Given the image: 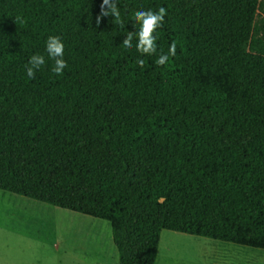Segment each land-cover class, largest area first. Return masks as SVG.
Returning <instances> with one entry per match:
<instances>
[{
	"label": "trees",
	"instance_id": "16d2710c",
	"mask_svg": "<svg viewBox=\"0 0 264 264\" xmlns=\"http://www.w3.org/2000/svg\"><path fill=\"white\" fill-rule=\"evenodd\" d=\"M101 3L0 0V190L108 222L119 264H155L162 231L264 251V3L119 0L122 24ZM160 7L157 52L125 50Z\"/></svg>",
	"mask_w": 264,
	"mask_h": 264
},
{
	"label": "crops",
	"instance_id": "0c3cea01",
	"mask_svg": "<svg viewBox=\"0 0 264 264\" xmlns=\"http://www.w3.org/2000/svg\"><path fill=\"white\" fill-rule=\"evenodd\" d=\"M1 195L12 198L11 203L21 206L23 212L13 215L0 210V264H119L118 251L113 243L111 225L108 222L110 234L106 245L102 240L99 243V247L101 243L104 247L103 252L91 253V250L88 252L86 248L84 250L72 248L69 230L63 229L60 222L61 219H65L68 223H75L78 228L75 227L74 235L81 234L82 228L78 217L87 216L0 190V199H3ZM164 232L168 231L161 232L155 264L165 261L161 256V236ZM171 240L166 247L168 251L171 250ZM77 246L80 247L78 244ZM81 246H84V243ZM246 249L264 253L262 250Z\"/></svg>",
	"mask_w": 264,
	"mask_h": 264
},
{
	"label": "rangeland",
	"instance_id": "374dc122",
	"mask_svg": "<svg viewBox=\"0 0 264 264\" xmlns=\"http://www.w3.org/2000/svg\"><path fill=\"white\" fill-rule=\"evenodd\" d=\"M264 3V0H260ZM264 18V17H263ZM264 23L259 24V38H263ZM0 210L3 213L19 215L23 212V208L11 203L12 198L7 195H1ZM81 223V234L75 233V223H68L65 219H61L62 228L69 230L72 248H85L91 253L98 251L103 252V245L110 234L109 224L104 221L95 220L88 217H78ZM33 221V220H32ZM25 224V222H22ZM161 256L165 258L161 264H264V253L246 248H240L233 245L222 244L205 240L203 238H195L183 236L180 234L162 233ZM172 239V240H171ZM102 240L99 247V243ZM172 241L171 250H166L169 241ZM84 243V246H81ZM77 244L80 246L78 247Z\"/></svg>",
	"mask_w": 264,
	"mask_h": 264
},
{
	"label": "clouds",
	"instance_id": "9594fccd",
	"mask_svg": "<svg viewBox=\"0 0 264 264\" xmlns=\"http://www.w3.org/2000/svg\"><path fill=\"white\" fill-rule=\"evenodd\" d=\"M119 0H102L100 16L97 17L99 22L100 17H111L117 24H122L121 10L118 7ZM167 11L164 7L158 10H139L134 13L132 22L138 25L135 33L131 32L126 35L122 42L125 50H131L135 46L137 52L141 56H152L157 52L156 36L154 33L162 27ZM22 23V19L17 17ZM135 41V45L133 44ZM45 53L47 61L52 62L51 71L60 75L67 67V62L64 59L65 45L62 38L58 35H49L45 41ZM176 55V43L169 45L167 52L160 53L155 63L157 66H164L170 58ZM46 56L43 54H32L27 64L24 66L25 75L28 79H33L38 71H40L47 63ZM144 60L138 59L137 65L143 66Z\"/></svg>",
	"mask_w": 264,
	"mask_h": 264
}]
</instances>
